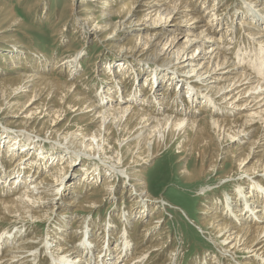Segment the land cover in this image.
Masks as SVG:
<instances>
[{
    "label": "bare ground",
    "instance_id": "1",
    "mask_svg": "<svg viewBox=\"0 0 264 264\" xmlns=\"http://www.w3.org/2000/svg\"><path fill=\"white\" fill-rule=\"evenodd\" d=\"M23 1L28 0L0 3L1 39L12 28H27V16L16 9ZM211 1L208 6L209 0H195L200 4L196 7L192 0H69L59 16L65 23L52 37L65 46L68 20L71 39L80 41V50L66 45L65 57L55 59L31 47H1L0 69L11 65L10 74L0 78L2 103L10 116L40 125L60 143L48 147L25 137L24 131L0 135V198L17 194L15 199H0V264H32L30 260L44 264L42 253L49 257L48 264H149V256L166 251L169 231H156L165 203L161 196H152L142 166L180 133L185 135L177 149L186 151L188 132L204 147L205 138H216L228 147L212 155L217 165L207 167L213 168L211 173L222 168L226 158L238 157L235 169L220 178L234 179L237 185L220 202L207 201L208 206L198 208L199 228L209 231L217 248L210 264H264V0H241V6H233L236 11L229 16L238 21L235 28L220 19L219 1ZM45 2L33 0L27 11L38 4L45 8ZM231 40L245 48L239 47L235 55L227 43ZM90 43H107L105 48L116 53L103 56L117 57L100 58V70L92 68L96 62L90 65L91 86L99 74L105 77L101 80L105 85H98L92 98L86 70L76 81H68L81 69ZM64 74L65 80L57 77ZM42 94L50 103L40 100ZM68 111L79 122L59 128V118ZM197 112L209 117L200 118ZM204 159L203 155L200 163ZM49 163L54 165L46 171ZM80 165L86 167L82 175L65 189L63 184L71 181L70 173ZM196 170L184 167L189 184L204 175L201 168L202 173ZM121 179L119 191L115 183ZM86 187L85 196L77 198ZM115 201L128 204L118 216L110 211L101 226L89 220L103 203L109 210ZM174 208L189 217L181 206ZM147 218L135 233L137 246L131 221L138 224ZM74 224L85 228L77 244L71 238ZM40 226L48 230L42 248L36 236L31 237V230L41 233ZM238 254L242 256L238 262L226 260ZM167 256L162 263L150 264L178 263L176 251Z\"/></svg>",
    "mask_w": 264,
    "mask_h": 264
},
{
    "label": "rangeland",
    "instance_id": "2",
    "mask_svg": "<svg viewBox=\"0 0 264 264\" xmlns=\"http://www.w3.org/2000/svg\"><path fill=\"white\" fill-rule=\"evenodd\" d=\"M66 1L68 3L69 0H46V2H45L46 5L44 4L45 8L40 7L41 5L39 6V4H38L37 9L32 8L30 11H27V8L30 7V5L32 4L31 2H33V0H28V1H23V2L17 3L16 9L19 12L21 11L20 13H22V14L24 13L27 16L26 17V21H27L26 27L27 28L15 27V28H12L13 29L12 32H10L9 34L4 36V39H1V37H0V49H2L1 47H3V48L9 47L12 50H14L12 47L19 48V46L21 45L24 47V48H20L21 50L31 47V48L39 50V51H44L46 54L48 53L47 54L48 57H49V55H51L55 59L57 57L61 58L64 56L63 50H64V48L67 47L66 45H69L68 47H71L72 50H75V51L80 50V48H81V45H79L80 41L76 40L75 38L71 39L73 29H72V27H70V25H68L69 21L66 18L67 16L65 17L67 20V22H66L67 24L65 26V30L63 31L66 34L65 46H61L60 43L58 44L54 40V37H52L57 29L59 30L60 28L63 27L60 25H64V23H65V20L63 22L61 20V22H60L59 16L64 11V6L66 4L65 3ZM78 1H80V0H77V2ZM218 1H219L218 2L219 3L218 8L220 10H222V15H223L220 17V19L222 17H224L225 20L227 19V21H226L227 24L228 25L230 24L229 26H234V28H235L238 25V21L235 20V22H233L232 17L229 16V13L235 12L236 11L235 7L238 5L241 6L242 1L241 0H218ZM220 1H221V3H220ZM5 2L7 4L9 3L12 5L16 4V0H0V3H5ZM192 3L194 4L195 0H192ZM209 3L211 5L212 1L209 0L208 6H209ZM195 4H194V6H196V7L200 6L199 2L197 3V5H195ZM226 4H228V5H226ZM233 6H235V7H233ZM24 11H26V12H24ZM28 12H30V13H28ZM32 15H34V16L32 17ZM40 17H41V19H43L42 22L40 21ZM229 19L231 20L230 23H229ZM231 22L233 25L231 24ZM51 24H53L52 25L53 27L51 26ZM28 27H29V29H28ZM236 36H237V33H236ZM237 39H239L241 41L242 33L239 34V37ZM50 40H52V41H50ZM6 41H8V42L6 43ZM230 42H231V44L229 45L230 50L233 51L234 54L237 53V51L239 50V47H240V49L245 48L242 43H237V44H235L236 45L235 46L233 44L234 40L228 41L227 43H230ZM38 44H40V45H38ZM106 44L107 43H103L102 44L103 46L101 44H97V43H95V44L90 43L89 45L87 44L88 45L87 48L85 47V51L87 50L86 51L87 55L85 57V61L84 62H83V60L81 61V62H83L81 65L82 66L81 69L79 68V72L75 73L68 80V81H73V80L76 81L80 77L81 72L86 70L88 75L86 74L87 76L85 77V79L88 78L86 83H89V86H87V88L89 89L88 93L92 95V96L90 95L91 98L94 96V90L97 89L98 85H100V84L105 85V82L101 81L105 77L100 76V74H99V77L97 78L99 81L95 79L94 84H92V85H94V87L91 86L92 76H93V74L91 72L93 70L90 69L91 68L90 65H92L94 62H96V65L92 66V68L100 70V67H102L100 64H101V62H103V60H101L100 58L105 57L104 59H113V60L117 59V57L115 58L113 56H110L111 54L113 55L114 53H116V49L105 48ZM249 44H250V42H249ZM238 45H240V46H238ZM7 48H5V49H7ZM104 53H110V55H104L103 56ZM1 66H3V65H1ZM3 67L4 68L0 69V71H1L0 72V78H3V75L10 74L11 65H6ZM87 68H88V70H87ZM41 74L43 75V72H41ZM76 74H77V76H76ZM57 77L61 80L66 79L65 74H64V76H60V77L57 76ZM81 83L83 84V82H81ZM182 84H183V81H182ZM182 96H185L184 93L182 94ZM165 97H167V95H165ZM43 99H45V95L42 94L40 100H43ZM54 100H55V98L53 99V101ZM50 101H51V99H49V101L47 99L46 102H44V100H43V102L45 104L50 103ZM2 102H3V98L1 99V97H0V135L1 136H5L4 132H19V134H20V133H22V131H24L25 133H28V134H25V137H26V135H28V137H30L34 141H37V140L41 141L42 144H47L48 147H49V143L50 144L60 143L58 138L51 135L45 129L40 128V125L39 126L38 125L32 126V124L29 125V123L26 124V123L22 122L20 119V116L15 117V118H13V114H12V116H10L11 113H9L8 109L4 106V103H2ZM38 102L39 101H37L35 104H37ZM35 104H34V106H35ZM31 107H33V106H31ZM60 111H62V108L60 109ZM38 112H40V111H38ZM74 114L75 113H70V111H68L66 114L65 113L62 114V116L59 118V121H58L59 128L64 124L70 125V126L74 125V124L76 125L79 122V119H78V116H74ZM196 115L202 116L200 118H203V117L208 118L209 117L208 114H204V113L202 114L200 112H197ZM13 121H15V122L13 123ZM72 128H74V127H72ZM187 134H189V136L190 135L191 136H190L189 143H186L189 145V146H186V148H187L186 151L177 149L178 147H180L179 143H181V141L183 140V137L185 135V134L180 133L179 136L175 135V137L171 141L169 140L170 142L168 141L170 143L169 146L165 149H162L161 153H159V155L156 158H154L152 161H150L145 166H142L144 175H146V182H147V185L149 186V188L151 189L152 196H154L156 198L161 196L164 199V203H165V204H162V206H163V208H165L166 212L162 211V215H163L162 219H161L162 222H161L160 228H157L156 231L160 230L161 228H165L166 230L169 231V233H168L169 238L167 239L168 244L166 245L167 247H165V248H167L166 251L163 254L162 253L161 254L155 253V254H152L151 256H149L148 260H150V261L147 260V262L149 264L153 263L155 261H158L160 263L164 262L168 258V256H167L168 253L172 250L176 251V255H177L176 261H178L177 264H210L211 260L215 256V253H216L215 250H217V248L213 244V241H211L210 237L208 236L209 231L200 230V228H199L200 227V214H198V210L200 209V207L208 206L209 204L207 203V201H209L210 204H213L214 202H220L221 200H223V197L231 191V188H233L235 185H237V182L234 179H226V180L220 181V178L222 176H224V174L226 172H228L229 170L235 169V166L237 164L236 163L233 164V162L238 157H236L234 160L231 158H226V161L223 163L224 166L222 168L217 169L215 172L211 173L213 171V168H211L212 171H208L207 167L208 166L213 167L214 165H217L216 158L213 159L212 155H216L218 152H221L220 148L223 147V146H221V140L218 143L216 138H205L204 143L206 144V146L204 147L203 144L200 142L201 139H193L192 133L188 132ZM117 136L121 139H124L122 137V134H120L119 132H117ZM226 148H228V147L224 146L222 149L224 150ZM203 155H204L205 159L203 160V163H200V158ZM82 156L87 157L86 155H82ZM97 156H98V154H97ZM97 156H96V159H97ZM222 156H223V151H222ZM249 160H250V158L247 161H249ZM253 161L254 160L249 162V164L252 163ZM3 164H5L4 167H7L6 163H3ZM249 164H247V166ZM53 165L54 164L50 165V163H49L47 165V168L48 167L49 168L46 171H49V169H51ZM184 167L186 168L187 171H190V172H192L193 169L197 168L196 171L198 173H202L200 171V168H201L204 175L202 177H200V180H198L196 182H192V184H189L188 175L183 171ZM85 168L86 167H83L82 165L73 168V172L70 173L71 181L63 184V187L65 186V189L71 188L74 180H77L78 176L82 175V171ZM100 175H101V172H100ZM36 177H38V176H36ZM97 180L100 181L98 179V176H97ZM190 185L192 186L191 188L188 187ZM115 186L120 191V188L122 187V179L117 181L115 183ZM86 190H89V189L86 187V189L84 188L80 191V193L76 194L78 196L77 198H79V196L82 195L80 197L82 199V197H84L86 194V192H85ZM232 191H233V189H232ZM1 195H3V194H1ZM11 195H13V196H11ZM11 195H7V196H9L11 199H15L17 194L15 195V193H14ZM118 196H119V194L116 193V198ZM8 198H6L4 196V197H1L0 199L3 200V199H8ZM122 202L120 203V201H115L113 207H111L109 210H107L109 208L108 204H104V203L102 204L101 203L102 204L101 207H99L97 209L96 214L94 212L90 215L89 220L95 219V220L99 221L97 223V225L101 226L100 225L101 222L105 223V221H107L108 214L110 211L113 213V217H116L119 215L120 208H122L124 205H128L127 202L126 203L125 202L122 203ZM74 206L75 205H72L70 207L74 208ZM162 206H161V209H163ZM176 206H179V207L181 206L182 209L185 210V213L187 215H189V217L185 218L184 217L185 215L183 214L184 212L182 210H176L174 208ZM116 214H118V215H116ZM79 217H81V216H79ZM79 217H78V219H79ZM149 219L150 218H147L138 224L137 223L134 224V221H131V226H134L133 230L135 231L134 233H133V230L131 232L133 233L132 235L133 236L135 235V237H136L135 242H137V246H139V244H140V242H138V238H137L138 232L140 231V229L144 225V223L149 221ZM114 220L116 221V219H114ZM111 224L113 225V227L114 226L116 227V225H117V223H115L114 221H111ZM98 226L96 227V229L98 228ZM73 227L75 228L76 225L74 224ZM81 229L75 228V230H73V234H72L73 237H71V238H74L73 243H75V244L78 243L77 240L81 241L80 236H81V234H83L85 228H81ZM39 230H41V233H40V231L38 233L34 232V230H31L32 231V233H31V231L29 229L27 230V232L30 231L31 237L36 236L34 239H36L37 243L41 242L40 244H41V248H42L44 246L43 240H44L45 234L47 233L48 230L44 226H40ZM7 231H10V230H7ZM74 231H76L75 233H77V234H75ZM35 233L37 235H35ZM70 233H71V231H70ZM49 234H50V232H49ZM84 236L82 237V239L84 238ZM151 236H153V235L151 234ZM111 238L114 241L116 238V235L113 233L111 235ZM153 238H154V236H153ZM133 242H134V240H133ZM39 257L41 258V262L44 258V264H46V263L48 264V259H49L48 256L46 257L45 254L42 253V255H40ZM150 257L153 260L150 259ZM217 258L220 261H226L227 260L228 262H235V261L238 262L237 260L238 259L241 260L242 256L240 254H238V255L234 256V259H230L229 257H226V260L222 257H217ZM200 260H202V261H200ZM194 261L197 263H194ZM30 262L32 264H35L37 262V260L33 261V262H32V260H30ZM4 264H5V261H4ZM225 264H226V262H225ZM230 264H232V263H230Z\"/></svg>",
    "mask_w": 264,
    "mask_h": 264
}]
</instances>
